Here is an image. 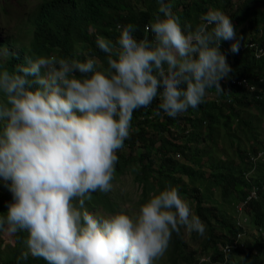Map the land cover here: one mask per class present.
Masks as SVG:
<instances>
[{
  "label": "clouds",
  "instance_id": "clouds-1",
  "mask_svg": "<svg viewBox=\"0 0 264 264\" xmlns=\"http://www.w3.org/2000/svg\"><path fill=\"white\" fill-rule=\"evenodd\" d=\"M43 1L29 14L28 47L21 44L13 51L14 38L0 40V180L13 197L6 215H0V230L27 234L22 260L31 256L46 264H157L173 233L179 236L185 228L203 237L206 232L176 187L151 194L133 215L92 212L87 204L94 193L113 190L118 151L130 136L135 110L149 107L157 97L159 109L172 118L198 108L207 89L219 94L228 82L235 84L220 42L233 41L234 54L249 48L261 58L264 46L252 38L262 32L252 31L240 44L230 15L219 9H209L195 27H182L173 13L175 0H159L161 17L152 16L144 36L134 35L137 26L132 23L114 26V42L95 35L98 49L107 54L105 65L77 44L83 58L58 57L57 46L36 42L34 21ZM87 30L93 35L95 27ZM35 51L42 55L36 57ZM17 57L27 62L14 67ZM261 91L253 97L264 98L258 96ZM255 148V154L247 152V178H255L264 162V143ZM258 190L252 186L247 199H257ZM236 212L245 223L244 205ZM258 231L264 235L263 227Z\"/></svg>",
  "mask_w": 264,
  "mask_h": 264
},
{
  "label": "trees",
  "instance_id": "trees-1",
  "mask_svg": "<svg viewBox=\"0 0 264 264\" xmlns=\"http://www.w3.org/2000/svg\"><path fill=\"white\" fill-rule=\"evenodd\" d=\"M142 1L146 5L140 8L131 0H44L34 21L36 42L47 48L57 46L56 49L60 53L58 57L83 58L82 52L77 53V44L80 51L87 50L89 55L97 56L107 65V54L98 49L95 35L114 42L118 38L114 26L118 23L124 26L132 23L137 26L134 35L144 36L145 25L153 19L152 16L161 17V13L156 10L159 0ZM183 1L175 0L172 4L171 0H164L174 6L173 13L181 18L184 23L181 24L182 27L186 23L195 27L200 23V16L209 9L227 12L232 5V0H188L187 3ZM181 5L183 8L178 10L177 6ZM76 8H82L85 12H77ZM230 17L232 21L237 18L242 25H248L251 31L262 32L259 37L252 39L264 46V0H241L235 5ZM233 25L236 30L241 24L236 25L233 22ZM260 25H263L261 30ZM88 26L95 27L93 35L88 34ZM238 38L240 44L249 40L240 36ZM220 44L230 46L229 41L222 40ZM35 54H38L36 57L42 55L40 51H35ZM231 58L230 74L256 83L255 91L249 92L241 85L228 82L223 86L224 91L219 93L222 101H204L198 108H189L186 113L175 118L167 116L159 109L160 101L157 97L149 108H140L133 113L130 136L124 142V146L129 148V155L118 151L116 175L124 173L127 169L136 172L137 181L142 183L143 198L150 192L153 194L163 190L166 186L176 187L190 206L194 204V214L200 217L206 227L201 246L202 252L211 253L210 258L200 259L197 249L185 239L184 228H181L179 236L173 233L167 251L172 264H264V235L258 231L259 227L264 228V162L259 163L255 178H247L246 173L251 165L248 162L250 155L248 156V151L241 146L240 139H237L236 148L232 151L222 150L223 154L227 155L223 160L213 157L211 149L203 150L198 146L207 140L211 141L210 144L218 146L222 138L220 127L231 128L233 122H237L239 129L245 126L246 130L251 132L253 142L261 141L257 132H253L251 118L244 119L241 111L249 107L257 108L264 117V98L253 97L260 88H264V55L256 58L251 49L239 48L238 53L231 52ZM22 59L17 57L19 61L13 63L14 67L27 62H22ZM157 111L159 115L156 114ZM229 136L230 139L233 137ZM221 144L226 145L223 142ZM230 147L229 143V149ZM138 148L141 149L140 152L137 151ZM256 150L252 147L250 154H255ZM134 166L138 171H133ZM207 181L214 183L215 190L222 195L223 191L226 192V199H222L231 203V208L227 210L216 202V208H210L204 192ZM255 185L259 187L258 198L248 200L249 190ZM97 195L102 198L101 201L95 200L94 193L93 201L87 204L89 210H94L99 205L116 210V203L109 201L103 193ZM12 199L11 192L2 181L1 214L6 215L4 210ZM243 205L248 216L246 222L249 220V224L236 218L237 207ZM232 208L233 216L230 214ZM26 235L23 232L15 233V244L7 246L9 252L4 254V259H0V264H46L44 260L31 256L27 260L19 259L21 252L25 250L23 238ZM198 237L197 233L191 232V239ZM223 246H228V249L224 250ZM235 253L239 255L238 259H232Z\"/></svg>",
  "mask_w": 264,
  "mask_h": 264
},
{
  "label": "rangeland",
  "instance_id": "rangeland-1",
  "mask_svg": "<svg viewBox=\"0 0 264 264\" xmlns=\"http://www.w3.org/2000/svg\"><path fill=\"white\" fill-rule=\"evenodd\" d=\"M133 4L140 7L145 6L146 3L142 0H131ZM195 0H190V2ZM241 0H234L232 1V5L229 7L226 14L232 15V12L235 8V5L238 4ZM41 0H0V6H3V9L0 12V40H5L8 37L14 38L17 41V44L13 46L11 49L13 51L18 50L21 46V44H25L28 47V44L31 40V18L29 14L34 13L35 9L38 7ZM183 2L187 3L188 0H184ZM182 9V5L181 8ZM156 10H158V6H156ZM249 18H247V21ZM233 22L236 25H240L236 29L237 36L241 37L242 39L249 38L252 36V31L249 29L248 25H242V22L237 21V18L233 20ZM246 23V19L244 20V24ZM241 30H244L242 33ZM233 41H229V44H231ZM230 46H226L224 44H220V51L226 55L227 61L230 65L231 62V51ZM242 86V85H241ZM243 88L247 89L243 86ZM222 101L220 98V94L216 92L215 89L206 90V95L204 97V101L206 102H212L213 100ZM261 112L257 108L249 107L244 108L241 111V115L244 117V119L251 118L252 125H253V132H257L259 137L261 138L260 143H264V117L260 115ZM253 116H256L253 117ZM260 118V119H259ZM259 119V120H258ZM225 129V135H223ZM135 130V128H133ZM243 130V131H242ZM219 133L222 135L221 142H223L226 145L219 143V147L217 145L210 144V140H207L206 142L199 143L198 146L201 147L203 150L211 149L213 153L211 154L213 157H215L217 160H223L227 157V155L223 154L222 150L225 149L229 151H232V149L236 148L237 145V139H240L241 146L246 149V151L251 150L252 147H257L260 143H255L252 140L251 132L249 130H246L245 126H241V128H238L237 122H233L228 128L220 127ZM229 133V134H228ZM164 134V133H162ZM233 137L230 139V136ZM220 141V140H219ZM229 143H230V149H229ZM159 145V144H158ZM214 149V150H213ZM217 149V150H216ZM126 155H129V148L127 146H124L122 149ZM140 148H138V152H140ZM234 151V150H233ZM227 152V151H225ZM234 155V154H233ZM264 161V159H263ZM136 172L130 171V169H127L124 171V173L120 175H115V179L113 181V190L107 194H104L109 201H112V203H116V210H109V208H104L103 206L99 205L96 206L94 210H90L92 212H100L103 214H115L119 213L121 211L126 212L129 215L136 214L139 211L140 205L145 203L149 198L152 192L147 195V197L143 198V191H142V183L138 182L136 179ZM180 180V179H179ZM214 183L212 184L211 181H207L206 185L204 187L205 196H207L208 199V205L210 208H216L214 203H220L222 204L223 208L229 209L231 208L228 201H223L222 198L226 199V192L223 191L222 193H219L214 188ZM94 199V198H93ZM101 197L97 195L95 200L101 201ZM186 199V198H183ZM191 209L194 213V204H191ZM232 205V204H231ZM110 209H112V206H110ZM119 209V210H118ZM230 214L233 216V208L230 209ZM239 210V209H238ZM5 214L7 212V208L4 210ZM0 215H4L1 214ZM244 221V220H243ZM185 233V239H188L190 241L191 246L194 249H197V253H199V257H202V255H208L210 253H207L208 251L202 252V237L199 236L196 239H191V232H188L184 228ZM14 233H11L7 230H1L0 232V259H4V254L8 251L9 245L13 246L15 244V238ZM168 252H166L165 256L157 262V264H172L171 259L168 256ZM232 259H238L239 255L237 253L232 255Z\"/></svg>",
  "mask_w": 264,
  "mask_h": 264
},
{
  "label": "built area",
  "instance_id": "built-area-1",
  "mask_svg": "<svg viewBox=\"0 0 264 264\" xmlns=\"http://www.w3.org/2000/svg\"><path fill=\"white\" fill-rule=\"evenodd\" d=\"M231 82L235 83L236 85H242V86H244V87H246L247 89H250V90H253V89L256 88L255 84H252L251 82H249L248 80H246L243 77H237V78L234 77V78L231 79ZM258 96H260V97L264 96V88H263V93L259 94ZM1 182H2V180H0V183Z\"/></svg>",
  "mask_w": 264,
  "mask_h": 264
}]
</instances>
